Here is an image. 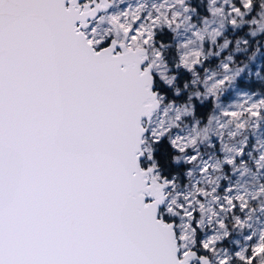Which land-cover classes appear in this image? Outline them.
I'll use <instances>...</instances> for the list:
<instances>
[{
	"label": "snow or ice",
	"instance_id": "1",
	"mask_svg": "<svg viewBox=\"0 0 264 264\" xmlns=\"http://www.w3.org/2000/svg\"><path fill=\"white\" fill-rule=\"evenodd\" d=\"M0 264H264V0H0Z\"/></svg>",
	"mask_w": 264,
	"mask_h": 264
}]
</instances>
